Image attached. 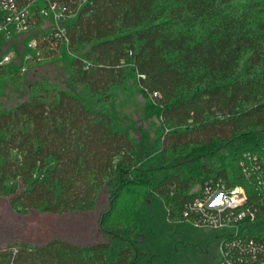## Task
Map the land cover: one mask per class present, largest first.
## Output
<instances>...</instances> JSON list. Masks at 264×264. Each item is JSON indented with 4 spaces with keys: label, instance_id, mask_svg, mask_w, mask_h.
Listing matches in <instances>:
<instances>
[{
    "label": "trees",
    "instance_id": "obj_1",
    "mask_svg": "<svg viewBox=\"0 0 264 264\" xmlns=\"http://www.w3.org/2000/svg\"><path fill=\"white\" fill-rule=\"evenodd\" d=\"M55 1L72 15L69 42L43 32L48 19L27 34L43 60L73 55L71 81L89 98L39 83L0 109V196L21 214H64L93 210L108 186L106 239L15 242L0 249V264H214L220 233L184 214L206 184L256 197L243 169L247 154L249 167L264 159V0ZM23 54L0 65V93L6 75L19 80L42 63ZM132 78L162 120L158 148L140 150L105 107ZM250 232L264 235V220Z\"/></svg>",
    "mask_w": 264,
    "mask_h": 264
},
{
    "label": "rangeland",
    "instance_id": "obj_2",
    "mask_svg": "<svg viewBox=\"0 0 264 264\" xmlns=\"http://www.w3.org/2000/svg\"><path fill=\"white\" fill-rule=\"evenodd\" d=\"M51 23V20L45 21L41 28L44 33L54 29ZM37 31L39 30L33 33ZM30 38L32 35L27 33L20 37H13L8 44L4 45V50L15 51L17 59L26 50L24 42ZM72 56V54H65L59 59H42V63L31 65V67L29 65L32 63L27 64L24 67L30 69H27L19 80L12 74L6 75L2 81L0 109L12 108L29 98L39 83L54 85L89 98V93L83 85L74 84L71 81L68 61ZM15 66V64L11 65V67ZM115 94V100L105 105L108 111L130 132L140 150L147 147L158 148L163 137L164 126H162L160 115L154 112L156 111L154 108L149 107V97L139 88L137 80L130 79L124 87L118 88ZM193 189L199 192L201 186L196 185ZM10 199V197L0 196V249L15 242L43 244L56 237L83 246L96 244L106 239L103 236L100 220L110 199L108 186L101 189L97 205L91 211L52 214L30 210L27 214H21L11 205Z\"/></svg>",
    "mask_w": 264,
    "mask_h": 264
},
{
    "label": "built area",
    "instance_id": "obj_3",
    "mask_svg": "<svg viewBox=\"0 0 264 264\" xmlns=\"http://www.w3.org/2000/svg\"><path fill=\"white\" fill-rule=\"evenodd\" d=\"M65 12L66 7L55 0H0V46L17 35L36 29L40 18L52 22L54 29L46 34L68 43L65 22L72 15L65 16ZM27 46L29 50L24 54V61L43 59L38 38L32 37ZM16 57L15 51L5 52L0 65ZM246 156L248 165H252L250 154ZM259 160L257 156L256 167L244 165L243 169L250 181L256 182V197L251 203L244 186L228 188L219 183L214 188L206 184L203 196L195 197L187 205L184 216L195 228L220 233L214 264H264V235L250 232L251 224L258 219L264 220V159L261 163Z\"/></svg>",
    "mask_w": 264,
    "mask_h": 264
}]
</instances>
